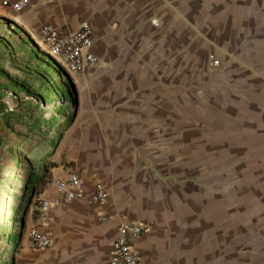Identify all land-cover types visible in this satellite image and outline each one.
<instances>
[{"label": "rangeland", "instance_id": "rangeland-1", "mask_svg": "<svg viewBox=\"0 0 264 264\" xmlns=\"http://www.w3.org/2000/svg\"><path fill=\"white\" fill-rule=\"evenodd\" d=\"M11 14L0 6V264H12L16 250L6 234L21 236L50 181L30 203L29 175L57 166L81 107L72 76L57 59L48 65L43 55L29 53L23 26ZM167 55L161 65L155 52L123 56L139 59L130 70L145 76L147 91L162 88L176 97V136L168 146H155L147 131L145 160L151 166L154 156L182 161L178 178L193 182L194 221L207 225L197 231L209 238L204 263L209 255L217 264L224 231L247 241L264 236V0H179L177 44ZM58 106L67 111L50 123Z\"/></svg>", "mask_w": 264, "mask_h": 264}, {"label": "crops", "instance_id": "crops-1", "mask_svg": "<svg viewBox=\"0 0 264 264\" xmlns=\"http://www.w3.org/2000/svg\"><path fill=\"white\" fill-rule=\"evenodd\" d=\"M178 3L30 0L22 13L11 14L23 26L22 41L29 53L43 55L47 64L50 58L40 35L46 25L70 33L89 23L95 37L93 53L99 59L80 75H70L69 82L81 94V107L66 131L57 166L48 170L50 181L40 200L57 198L52 181L73 172H79L85 197L52 207L46 226L38 212L30 216L26 226L47 233L52 243L34 251L21 234L12 264H105L124 222L148 226L135 243L141 264H210L209 255L205 263L203 255L209 238L197 235L207 225L194 221L188 197L193 195V182L178 178L182 161L154 156L151 166L145 160L147 131L153 132L155 146H168L176 136V97L162 88L147 91L145 76L130 70L139 67V59L123 58L124 53L150 51L157 54V64L167 60L177 44ZM124 66L128 73H110ZM97 183L104 185L107 200L90 206ZM244 238L224 231L217 238V264H264V236H251V244Z\"/></svg>", "mask_w": 264, "mask_h": 264}, {"label": "built area", "instance_id": "built-area-1", "mask_svg": "<svg viewBox=\"0 0 264 264\" xmlns=\"http://www.w3.org/2000/svg\"><path fill=\"white\" fill-rule=\"evenodd\" d=\"M30 0H0V6L14 14L22 13ZM11 26L16 28L14 19ZM40 35L47 48L49 58H55L63 70L69 75H77L87 67L97 65L99 59L93 53L95 37L92 27L83 23L74 32H64L56 27L46 25L40 29ZM218 67V62L213 63ZM52 188L57 198L41 201L37 209L39 220L46 226L47 214L52 207L70 204L85 197L83 182L79 172L69 173L65 178L52 181ZM107 200L106 189L101 183L95 184L93 194L88 200L90 206L104 204ZM102 221L106 218L102 217ZM148 231V226L138 222H124L118 229L116 239L111 244L109 259L105 264H141V254L135 243ZM22 234L26 235L32 250L47 249L52 240L47 233L28 226L22 227Z\"/></svg>", "mask_w": 264, "mask_h": 264}, {"label": "trees", "instance_id": "trees-1", "mask_svg": "<svg viewBox=\"0 0 264 264\" xmlns=\"http://www.w3.org/2000/svg\"><path fill=\"white\" fill-rule=\"evenodd\" d=\"M43 103H44V99L41 102H38L37 106L42 107ZM55 111H56V114H58V116L56 114L52 115L49 118V120L51 121L50 123H57L60 119H62L63 116L65 115V112L67 111V109L63 110V109H61V107L59 108V106H58ZM61 112L63 114H61ZM1 114L2 113L0 112V115ZM11 116H12V114H8V116L4 115L3 117L5 119L6 117H11ZM41 119L43 120V116L41 117ZM39 127H41V126H38L36 129H40ZM48 175H49L48 171H44L40 174H38L37 172H34L32 175H29L28 184L26 187V189L29 190V196H28V200H27L28 202L30 201V203H31V200L35 197V195L40 192V190H39L40 187H42L43 185H45L47 183V180L49 179ZM6 237L9 240L13 241L14 243L16 242V246L18 245L19 238H20L18 235L14 236L13 234L8 233V234H6Z\"/></svg>", "mask_w": 264, "mask_h": 264}]
</instances>
